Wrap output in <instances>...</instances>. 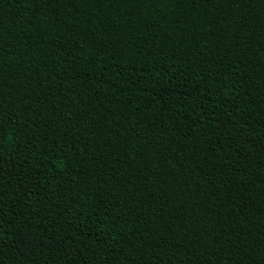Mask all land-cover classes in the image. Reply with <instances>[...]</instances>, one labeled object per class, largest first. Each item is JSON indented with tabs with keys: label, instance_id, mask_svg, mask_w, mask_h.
I'll list each match as a JSON object with an SVG mask.
<instances>
[{
	"label": "trees",
	"instance_id": "obj_1",
	"mask_svg": "<svg viewBox=\"0 0 264 264\" xmlns=\"http://www.w3.org/2000/svg\"><path fill=\"white\" fill-rule=\"evenodd\" d=\"M0 264H264V0H0Z\"/></svg>",
	"mask_w": 264,
	"mask_h": 264
}]
</instances>
